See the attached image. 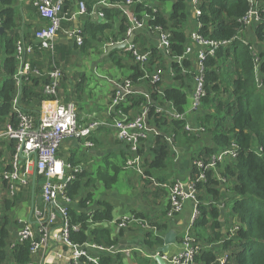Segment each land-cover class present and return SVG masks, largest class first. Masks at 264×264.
Instances as JSON below:
<instances>
[{
	"label": "trees",
	"instance_id": "trees-1",
	"mask_svg": "<svg viewBox=\"0 0 264 264\" xmlns=\"http://www.w3.org/2000/svg\"><path fill=\"white\" fill-rule=\"evenodd\" d=\"M17 1L1 0V17L4 20L3 32L8 31L10 35L8 37H6L7 34L0 36L5 40L4 51L7 58L4 68L8 75L0 90V123L9 121L12 125L18 123V116L14 112V100L17 99V108L20 110L33 115L38 114L42 101L48 99V96L44 94V86L50 83L49 77H44L41 82L39 78L29 76L23 80L21 90L17 86L15 75L18 62L14 57L17 35L13 31L16 25L14 5ZM79 1L86 2L89 9L96 2V0ZM120 1L124 2L125 0H113V2ZM167 1L169 0H159L160 4L155 9L157 12H153V8L138 4L135 6L134 13L138 20L143 19L140 15H151L155 20L149 21V26L160 27L170 32L169 55L164 56L160 50L152 48L150 68L152 70L154 65L163 68L162 63H165L166 59L172 60V69L176 75L173 79L181 82L182 86L185 79H191V77L184 75L181 65L174 62L173 59L182 57L188 46L185 25L189 0H171L173 7L169 17L164 16L159 9ZM199 1L201 11L199 34L204 39L222 45L216 50L215 55L209 57L206 62V95L201 102L200 111L195 114L198 116L197 121L193 120L194 114V116L187 115L186 120H172L166 114L156 112L157 106L172 103L178 113L185 114L189 110L190 91L173 84L165 85V87H162L163 83L152 84L151 80L143 79L144 74L140 66L135 69V73L130 79L132 83H138L143 79V82L149 86L150 96L153 100V102L151 100L149 124L161 131V134L155 138L151 154L146 153L145 155L141 152L146 156L144 157L146 159L145 175L157 183H168L166 171L170 168L171 161L175 157L174 150L165 136L170 131L173 132L176 144L188 151L194 150L195 153L186 154L189 161L192 159L191 165H193V159H202L208 163L212 156H217L225 150L236 153V157L218 164L219 170H222L227 192H233L234 198L232 195L230 198L226 197L229 193H222L221 183L213 171L205 172L206 182L198 184L197 197L200 201V217L195 222V229H200L199 235L203 236L204 229L208 228L214 233L215 239H220L221 234L218 230L221 227L219 222L221 213L218 204L222 202L223 198H227L228 201H224V205L226 209H229L228 223L232 224L231 219H237L240 222L235 236L227 239L224 243V250L232 251V254H227V264H264V47H261V45L264 46V0H258L263 10L261 14L263 21L255 29L256 40L260 44L257 56L251 50L250 45H246L240 38V35L244 33L240 20L251 8L249 0ZM120 14L117 10H105L106 23H101L99 26L88 23V34H104L107 29L114 26L113 21L120 18L119 35L114 38L113 43L120 39L124 40L128 30V21L125 16H120ZM223 43L225 44L223 45ZM138 48L141 53L148 50V48L139 46ZM81 49H85V43ZM160 92L163 95H160ZM35 102L38 103L37 106L30 105ZM147 102L146 97H133L128 101L130 106L124 108L125 111L133 108L139 109L146 106ZM187 119L195 126H200L202 130L188 134L185 131ZM201 142L204 144H199ZM197 146V149H192ZM197 174H199V170L194 168L192 176ZM81 179V176L78 177V180L71 182L68 186L70 199L78 197L82 189ZM103 179L107 188L116 182V178L103 177ZM203 193L206 195V199L203 197ZM204 200L214 204H207ZM7 205L9 207L10 203L7 202ZM82 205L85 206L86 202H82ZM103 207V211L94 214L77 213L72 208L70 209L69 239L73 244L83 245L86 242H94L108 248L117 245V240L112 238L108 229L96 228L91 233L89 231L88 222L90 221L97 226L112 221L111 208L107 204H103ZM6 219L0 218V257L2 258L5 257L6 242L9 238ZM76 225H81L78 231L73 230ZM156 227L160 232L164 231L158 237H153L152 234L147 236V245L151 250L153 249L152 256L158 247L163 246V236L165 235L163 232H167L168 225H157ZM11 258V261L18 264H27L30 260L29 244L16 247L11 253ZM199 260L205 264H214L217 257L210 252H203L196 258V262ZM98 263L121 264L119 255L114 256L108 253H99ZM82 264H89V262L84 259Z\"/></svg>",
	"mask_w": 264,
	"mask_h": 264
},
{
	"label": "crops",
	"instance_id": "crops-1",
	"mask_svg": "<svg viewBox=\"0 0 264 264\" xmlns=\"http://www.w3.org/2000/svg\"><path fill=\"white\" fill-rule=\"evenodd\" d=\"M79 2V0L67 1L66 10L69 12L68 17L71 13L77 11ZM138 4L155 10L158 8L160 2L159 0H135L134 5L129 7V12L133 13V15H135V6ZM172 7L173 2H171L169 7L164 4L163 6H160L159 9L163 12L164 16L169 17ZM14 10L16 13V25L13 31L17 35V38L22 37L26 42H30L33 39V33L39 23L38 17L34 9L31 7L30 1H27L23 5L20 2H17L14 5ZM196 10L197 8L194 5L193 0H189L185 32L188 38V45L192 48L191 53L186 55L182 60L173 59L174 62L181 65L182 73L184 75H189L191 79H185V82L181 86V82L173 79L176 75L174 69H172V60L166 59L165 63H162L164 69L162 87H165V85L168 84H173L176 87L179 86L186 91H190L188 109H190L192 104V96L195 89L194 74L200 49L197 44L192 43V36L200 29V21L196 14ZM121 15L122 14H120V16ZM140 16L144 18L145 14ZM120 22L121 19L116 18L113 21L114 26L112 25V28L107 29L104 34L95 33L92 35L87 32L88 23H91L93 26H99V24L106 22H100V20L97 19L88 20L85 17L79 16L72 21H66L63 23L62 30L58 34L56 43V62L62 70V79L58 92L59 99L63 103H73L75 105L76 113L78 115L77 121L80 128H87L94 123L99 124V126L92 131V136L89 138V140L93 142L94 147H86V141L84 139L70 138L63 143L58 152V157L64 162L67 176L73 177L74 180H78V177L80 176L82 177L80 180L82 189L78 197L75 199L71 198V203L69 205L70 209L72 208L77 213L83 214L84 212L86 214H94L104 210L103 204H107L108 207L111 208L110 214L112 216V221L104 222L99 226L92 224L91 221L88 222L90 225V233L96 228L108 229L112 238L117 240V245L114 247L118 253L114 256L119 255L121 264H157L151 257L153 249L151 250L147 245V236L151 234L147 229H143L137 225H131L127 229H119L114 222H117L120 218L125 216H135L137 219L146 220L152 225H168L166 231L175 230L178 233L180 244L188 226L191 224L194 204L192 202H187L184 206V210L180 214L170 218L167 215V190L154 187L153 184H149V181H144L137 172L136 174L125 172L126 167L124 168V164L131 158V155L128 146L125 143L118 141L113 125L116 120H120L124 116H137L143 107L125 111V108L130 106V103L127 105L122 103L119 107L113 106V96L116 86L130 81L132 84L131 92L133 94L131 98L137 96L146 97L148 101L147 104L149 102L151 103L152 98H150V90L147 83L143 82V80H140L138 83H132V80H130L135 73V69L138 68V64L131 56V53L127 51V47L124 50H115L109 55H106L108 48L114 42V38L119 35ZM115 26H117L118 29H116ZM257 27L258 25L255 24L247 27L244 31L246 36L241 38L246 45H250L252 51L256 49V45H260L258 44L255 35V29ZM72 29H79V31H82L85 43L84 50L81 49L83 46H78L73 37L67 35ZM4 34H7V36L10 35L8 31H4L0 33V36ZM245 40H247V42ZM119 41L122 40L120 39ZM3 43L5 45L4 39ZM135 44L140 48H157L160 50L158 34L151 33L150 30H145L139 33L135 39ZM2 49H4V47ZM79 52L82 53L85 67L80 68V66L77 65V62L80 59ZM257 54H259V51ZM6 58L5 51L0 50V90L4 81L8 77L4 68ZM96 58L102 61L108 59L111 63L113 62L119 67H126L129 72V75L125 77L117 80H109V86L105 88L106 90H104V94L98 98L99 101L91 100V97H88L85 93L86 83L92 90V81L88 79V74L91 73V70L94 73L98 72L97 70L99 67L97 66V62H95ZM27 59L30 62L31 71L27 76L20 80L21 82L29 76L39 78L40 81L43 80L44 77H49V72L52 69V60L50 59L49 53L36 52ZM19 90H21V88ZM31 104L34 106L38 105L37 102L30 103V105ZM30 109L32 110V107H30ZM40 110L41 107H39V113ZM39 113L34 116L39 117ZM197 119L198 116L195 115L193 120L197 121ZM8 124L9 121L0 123V127L3 128ZM172 134L173 132L170 131L165 135L169 137L172 136ZM154 141L155 139L151 137L145 142L141 152L145 155L146 153L151 154ZM13 150V142L8 140L0 141V175L4 169L6 161L8 162L11 158ZM174 153L175 157L171 161L170 168L166 171V174L168 175L167 184L172 182L170 180L173 177H178L177 180H186L189 177H192L194 169V166L191 165V160L189 161L186 155L183 156L179 151L178 155L177 151H174ZM145 155L144 157H146ZM175 162L178 163L174 165ZM173 165L174 167L178 165V168L174 170L176 174L174 173L171 175L170 170ZM215 176L221 183L220 190L225 194L227 186H225V182L222 181V170H218V173ZM103 177L110 179L116 178V182L110 188H107ZM42 183L43 179L38 176L34 170L31 175V180H29V187L25 189L23 188L20 193L14 198H11L6 186L0 181V218H7V230L9 232V238L6 242L7 247L5 250V257H0V264H5L12 260L11 253L13 250L11 249V245L17 239V232L19 229L18 220H31L33 202L34 204H41ZM97 187L100 188L99 192L96 191ZM231 195L234 198L233 192H229L226 197L230 198ZM203 197L206 199L204 193ZM224 201H228V199L223 198L222 202L218 204L221 213V217L219 218L221 227L218 230L221 234L220 239H215L214 233L208 228L204 229L203 236L199 235L201 230L195 229V224L192 228L193 235L203 245V252H210L217 257V261L214 264H221L222 260L225 259L228 250H224V243L229 238L228 236L232 229L240 226L237 219H231L232 224L228 223L229 209H226ZM7 202H9L11 206L9 205L8 207ZM82 202H86V205L83 206ZM204 202L207 204H214L211 201L207 202L204 200ZM22 203L25 204L23 205L24 208H18ZM58 203L60 206L64 205L61 198H59ZM15 215L19 216L16 218ZM62 229L63 219L61 216H58L52 229V240L50 242L51 249L44 264H68L71 250L65 243L59 242L56 238V236L60 235ZM162 231L164 230H161V233ZM167 232L163 233L166 234ZM158 235H160L159 232ZM89 236L91 235L89 234ZM179 249L180 247H174L170 256L176 254ZM53 251L59 252V254L62 255V258L56 257ZM39 259L38 256L34 261H38ZM197 262V264H205L201 260Z\"/></svg>",
	"mask_w": 264,
	"mask_h": 264
},
{
	"label": "built area",
	"instance_id": "built-area-1",
	"mask_svg": "<svg viewBox=\"0 0 264 264\" xmlns=\"http://www.w3.org/2000/svg\"><path fill=\"white\" fill-rule=\"evenodd\" d=\"M30 1L31 7L34 9L39 23L33 33V39L26 42L24 38L16 39V50L14 57L18 62L15 80L20 89L23 77L27 76L31 71L28 57L36 52H47L52 60V69L49 72L50 83L44 86V94L48 99L41 104L39 117L24 112L17 108V99L14 100V112L18 116L17 125L8 124L0 127V141L8 140L14 143V151L11 158L6 161L4 169L0 175V181L7 188L8 194L14 198L24 188L29 187V180L35 170L37 175L43 179L41 185V204H34L31 220H18L17 239L11 245V249L29 244L30 260L27 264H44L46 257L50 252V242L52 240V229L57 221V217L63 219V229L59 236H56L59 242L65 243L71 250L68 264H82L84 259L89 264H99L98 254L108 253L115 255L118 251L115 247L99 246L94 242H86L83 245L73 244L70 239L71 221L69 219L71 199L68 196V186L75 181L73 177L67 176L64 162L58 157V152L63 143L70 138L84 139L86 147H94L89 138L92 131L98 128L99 124L94 123L87 128H80L78 125V115L73 103H63L60 101L58 92L62 79V70L56 62V43L59 32L62 30L63 23L72 21L76 17H85L88 20L97 19L100 22H106L105 10H117L122 16L127 18V34L126 38L120 43L125 42L137 31L150 30L151 33H157L159 37L160 51L164 56L169 55L171 45V34L169 31L160 27L149 26V21L155 19L151 15H145L142 20H138L133 13L129 12V7L134 5V0H125L113 2V0H96L91 6H87L86 2H79L76 12L71 13L68 17L66 3L68 0H18L22 5ZM251 4L250 10L240 20L243 29L252 24H262L261 14L263 13L261 4L258 0H249ZM196 6V14L198 18L201 16L200 1L193 0ZM1 0H0V29L3 28L4 20L1 17ZM153 12H157L153 10ZM201 29V24H200ZM199 29V31H200ZM199 31L192 36V43L197 44L200 49L197 57L196 71L194 74L195 91L192 96V104L185 114L178 113L172 103L164 106H157L158 114H166L172 120H186L187 115L194 116L201 109V102L206 95L205 91V74L206 62L209 57L215 55L216 50L222 45L213 41L204 39ZM67 35L73 37L78 46H83L84 37L79 29L70 30ZM116 42V43H118ZM115 44V43H114ZM225 43H223L224 45ZM192 48L187 46L185 54L178 58L182 60L186 55L191 53ZM127 51L131 53L144 76L143 79L151 80L152 84H162L164 69L158 65L150 68L151 49L141 53L138 46L134 43L127 46ZM255 54V53H254ZM257 56V54H255ZM258 60V59H257ZM142 79V80H143ZM132 84L130 81L124 84H118L113 96V106L119 107L128 104L129 99L133 96ZM163 95L162 92L159 93ZM151 98V96H150ZM151 103L144 106L137 116H124L120 120H116L113 125L118 141L128 146L131 158L125 163L126 169L134 168L136 172L149 184H153L156 188L166 189L168 192V217L172 218L180 214L184 210L187 202L194 204L191 224L188 226L185 235L180 242L179 251L167 257L165 260L169 264H197L196 258L203 252V245L193 235L192 228L196 220L200 217V201L198 200V184L206 182L205 172H216L218 164L225 160L236 157V153L231 150H225L206 163L202 159H196L193 162L194 168L199 170V174L189 177L186 180H175L169 184L157 183L153 179H149L145 175L144 155L141 153L143 145L151 137L154 139L161 134V131L155 126L149 124V112ZM194 114V115H193ZM188 120V119H187ZM200 126H195L190 120L186 123L185 131L192 134L195 131H201ZM167 142L173 147L174 135L167 137ZM174 151L176 149L173 147ZM178 155V151H177ZM178 157V156H177ZM62 199V206L58 200ZM114 224L119 229H127L131 225L140 226L147 229L153 237H158V229L155 225L150 224L146 220L137 219L135 216H125L120 218ZM80 229V225L73 227L74 231ZM237 230V228H236ZM236 230L234 232H236ZM230 235V239L233 235ZM54 255L62 258L59 252L53 251ZM38 261H34L38 258ZM154 258V256H151ZM228 257L222 260L221 264L227 263ZM5 264H18L16 262H7Z\"/></svg>",
	"mask_w": 264,
	"mask_h": 264
},
{
	"label": "rangeland",
	"instance_id": "rangeland-1",
	"mask_svg": "<svg viewBox=\"0 0 264 264\" xmlns=\"http://www.w3.org/2000/svg\"><path fill=\"white\" fill-rule=\"evenodd\" d=\"M171 0H169V1H167L166 2V6L167 7H169L170 5H171ZM116 27V29H118V27L117 26H115ZM245 31V30H244ZM246 35H245V33H242L241 35H240V38H243V37H245ZM6 37H8V36H6ZM2 37H0V50H2V51H4V49H2L3 47H4V43H3V39H1ZM246 42H247V40H245ZM254 47V46H253ZM261 47H264V46H262L261 45ZM260 48V46L259 45H256V49L258 50ZM254 50L253 52H255L256 54L258 53V51L257 50ZM258 55V54H257ZM79 60H78V62H77V65L78 66H80V68L81 67H85V63H84V58L82 57V53L81 52H79ZM101 58V57H100ZM128 58V57H127ZM129 59V58H128ZM127 60V59H126ZM95 62H97V66L99 67L98 68V72H96V73H94L92 70H91V73H89L88 74V79L90 80V81H92L91 82V84H92V90L90 89V87H88V84L86 83V88H85V93H86V95L88 96V97H91V100H93V101H99L98 100V98L101 96V95H103L104 94V90H106L105 88H107L109 85H108V82H109V80H111V79H120V78H122V77H125V76H127V75H129L128 73V70H127V68L126 67H119L118 65H116V64H114L113 62L111 63L108 59L107 60H105V61H102V60H98L97 58L95 59ZM88 66V65H87ZM91 66V65H90ZM88 99V98H87ZM199 144H204V143H199ZM173 147L176 149V151H179V153L180 154H182L183 156L184 155H186V154H188V153H195L194 152V150H190V151H188L187 149H183L182 148V146H179V144H176L175 142H174V140H173ZM172 147V148H173ZM198 148V146L197 147H195V148H192V149H197ZM172 150H174V149H172ZM195 156V155H194ZM180 159H181V155H180ZM179 159V160H180ZM179 160H178V162H179ZM195 160L193 159V162H194ZM226 161H229L228 159L227 160H225V161H223V162H220V163H225ZM177 162V163H178ZM176 162L174 163V165H176L177 164ZM191 163H192V159H191ZM174 165H173V167H172V169L170 170V174L171 175H173L174 173H175V169L176 168H178V165L176 166V167H174ZM124 168H125V164H124ZM218 170H219V168L216 170V172H215V175L218 173ZM125 172L126 173H133V174H136V170L134 169V168H128V169H126L125 170ZM176 174V173H175ZM178 179V177H173L170 181H175V180H177ZM222 181L223 182H225V180L224 179H222ZM231 186V185H230ZM229 186V187H230ZM96 191H100V188H96ZM226 193H229V192H227L226 191ZM23 205H25V204H21V205H19L18 206V208H24L23 207ZM19 215H15V217L17 218ZM15 217H14V219H15ZM237 222H238V224L240 223L238 220H237ZM80 228H81V225H80ZM239 229V227H237V230ZM236 230V228H234V229H232V231L230 232V234L232 235L233 234V232ZM236 230V231H237ZM237 232H234V235H233V237L235 236V234H236ZM229 234V235H230ZM233 249H234V247H233ZM228 255H230V254H232V251H230V252H228L227 253Z\"/></svg>",
	"mask_w": 264,
	"mask_h": 264
},
{
	"label": "water",
	"instance_id": "water-1",
	"mask_svg": "<svg viewBox=\"0 0 264 264\" xmlns=\"http://www.w3.org/2000/svg\"><path fill=\"white\" fill-rule=\"evenodd\" d=\"M3 28L0 29V33L3 32ZM143 31H137L134 34H132L127 41L125 42H118V43H113L107 50L106 55H109L111 52L115 50H124L129 44H132L135 42V39L137 38L138 34ZM34 208V202L32 204V210H31V215L33 212ZM164 244L161 247H158L156 249V252L154 254V261L157 264H169L165 259L170 256V253L174 247H179V236L178 233L175 230H170L168 231L164 236H163Z\"/></svg>",
	"mask_w": 264,
	"mask_h": 264
},
{
	"label": "clouds",
	"instance_id": "clouds-1",
	"mask_svg": "<svg viewBox=\"0 0 264 264\" xmlns=\"http://www.w3.org/2000/svg\"><path fill=\"white\" fill-rule=\"evenodd\" d=\"M214 174H215V172H214ZM157 228V227H156ZM158 232L160 233V235L159 236H161V232L158 230ZM153 235V234H152ZM180 246V245H179ZM112 247H114V246H112ZM153 256H154V254H153ZM154 259V258H153Z\"/></svg>",
	"mask_w": 264,
	"mask_h": 264
}]
</instances>
